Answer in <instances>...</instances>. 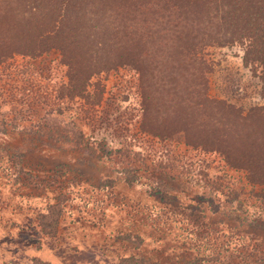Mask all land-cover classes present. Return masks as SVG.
<instances>
[{
	"label": "rangeland",
	"instance_id": "obj_1",
	"mask_svg": "<svg viewBox=\"0 0 264 264\" xmlns=\"http://www.w3.org/2000/svg\"><path fill=\"white\" fill-rule=\"evenodd\" d=\"M262 15L0 0V264H264Z\"/></svg>",
	"mask_w": 264,
	"mask_h": 264
},
{
	"label": "trees",
	"instance_id": "obj_2",
	"mask_svg": "<svg viewBox=\"0 0 264 264\" xmlns=\"http://www.w3.org/2000/svg\"><path fill=\"white\" fill-rule=\"evenodd\" d=\"M259 18H261V20H263L262 22L263 23H260L258 25V28L256 30H254L255 32H253L250 36L253 40H255L256 38V41H261L262 43H264V16H260ZM1 59H3L4 57L0 56ZM257 60L264 65V55H258L257 57ZM201 146H204V145H201ZM248 167L244 166L245 169L249 172L248 175H251L252 174V167H253V163L251 165H247ZM256 166H260L262 172H264V158H260L258 161H257V165ZM260 177V178H259ZM259 181L260 183L262 184V191H263V194L261 196V200L264 202V173L260 174L259 175ZM44 217V215L42 216ZM199 244V245H197ZM202 243L199 241V243H196V246H200ZM209 246H212V245H209ZM199 248V247H198ZM241 251L243 252V249H241ZM216 252V255H214ZM221 256V253H217V251H213L212 254H209V255H199L197 256V258H195L194 260H187L184 262V264H204L205 262H208V261H218L220 260ZM229 258H232L234 259L233 255L232 254H229ZM124 263L126 264H148L150 263L148 261L147 258H144V257H138V256H129V257H126L125 260H124ZM150 264H153V263H150Z\"/></svg>",
	"mask_w": 264,
	"mask_h": 264
}]
</instances>
